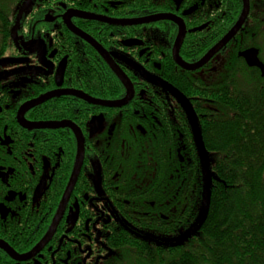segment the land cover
<instances>
[{
  "label": "flooded vegetation",
  "instance_id": "flooded-vegetation-1",
  "mask_svg": "<svg viewBox=\"0 0 264 264\" xmlns=\"http://www.w3.org/2000/svg\"><path fill=\"white\" fill-rule=\"evenodd\" d=\"M31 1L0 59V264H104L129 218H167L173 176L155 161L183 160L190 129L172 80L214 75L230 44L183 64L223 39L232 0Z\"/></svg>",
  "mask_w": 264,
  "mask_h": 264
},
{
  "label": "trees",
  "instance_id": "trees-1",
  "mask_svg": "<svg viewBox=\"0 0 264 264\" xmlns=\"http://www.w3.org/2000/svg\"><path fill=\"white\" fill-rule=\"evenodd\" d=\"M27 3L0 0V59L13 43L14 25ZM231 3L221 10L219 39L241 14V0ZM250 5L245 26L221 53L225 57L218 65V80H209L212 75L172 80L188 102L183 119L190 129L183 160L173 154L164 162L162 154L155 161L166 164L173 176L167 218H129L138 231L124 230L119 240L112 237L114 255L104 264H264V78L238 57L241 50L257 48L264 63V0H250ZM212 46L206 45V51ZM193 125L213 156L208 210L185 242L164 244L150 235H176L195 226L198 215L203 173L197 145L190 137ZM122 155L120 162H125L127 155ZM149 157L140 151L135 161L153 165ZM155 202V210L165 205L160 198Z\"/></svg>",
  "mask_w": 264,
  "mask_h": 264
},
{
  "label": "rangeland",
  "instance_id": "rangeland-1",
  "mask_svg": "<svg viewBox=\"0 0 264 264\" xmlns=\"http://www.w3.org/2000/svg\"><path fill=\"white\" fill-rule=\"evenodd\" d=\"M0 66H4L3 63H0ZM14 66L16 69H19V68H23L25 65L15 64ZM219 69L220 68L215 69V72H214L215 80L219 79V75L217 74V71ZM193 127H194L195 140H196L198 153H199L201 170L203 173V191H202V198H201L200 205H199L198 215L195 221V226L192 225L187 230L180 231L176 235H173V236H160V235H155V234L150 235V236H153L152 237L153 239L159 240L160 242L164 244H176V243L185 242L187 238L197 230L196 229L197 226L204 220L207 210H208V205H209V200H210L211 176L213 174V171H212L213 156L210 152L207 151V149L205 148L203 144L200 129L196 128L195 125H193Z\"/></svg>",
  "mask_w": 264,
  "mask_h": 264
},
{
  "label": "water",
  "instance_id": "water-1",
  "mask_svg": "<svg viewBox=\"0 0 264 264\" xmlns=\"http://www.w3.org/2000/svg\"><path fill=\"white\" fill-rule=\"evenodd\" d=\"M243 10L241 13V16L236 24V26L230 31V33L223 38L200 62H198L195 65H187V64H183V67H185L186 69L189 70H197L201 67H203L213 56H215L219 51H221L228 43L229 41L235 36L237 35V33L240 31L242 25L244 22H246L247 17L249 15V0H243ZM161 18H168V19H173L171 17L168 16H162ZM259 50L257 48H249L245 51L239 52V57L242 58L249 67H256L258 69H260L261 71V75L262 77H264V64L263 62L260 60L259 57ZM119 77L124 81V83L129 87V83L125 77V75H123V73H121L120 71L118 72ZM68 93H70L71 95H75L77 97H83L84 99H86L89 102L92 103H100V102H95V100H92L86 96H84L83 94H81L80 92L77 91H69ZM106 106H116V104L114 103H102ZM33 105V103L31 104ZM68 125V124H67ZM82 156H83V146L79 145V154H78V159H77V165H79L81 163L82 160Z\"/></svg>",
  "mask_w": 264,
  "mask_h": 264
},
{
  "label": "bare ground",
  "instance_id": "bare-ground-1",
  "mask_svg": "<svg viewBox=\"0 0 264 264\" xmlns=\"http://www.w3.org/2000/svg\"><path fill=\"white\" fill-rule=\"evenodd\" d=\"M241 8H242V10H243V0H241ZM249 15H250V10H251V5H250V0H249ZM242 13V12H241ZM249 15H248V17H247V19L249 18ZM240 16H241V14H240ZM240 16H239V18H240ZM239 18H238V20H239ZM238 20H237V22H238ZM237 22L233 25V27H232V29L236 26V24H237ZM245 24H246V22H244L243 23V25H242V27H241V29L245 26ZM232 29H229V31H227L224 35H223V38H225L229 33H230V31L232 30ZM240 29V30H241ZM236 37H237V35H235L230 41H229V43L228 44H231V43H233V41L236 39ZM227 46V45H226ZM225 46V47H226ZM224 47V48H225ZM227 48V47H226ZM242 51H245V50H241L240 52H242ZM238 57H239V53H238ZM240 58V57H239ZM246 63V62H245ZM264 64V63H263ZM246 65H247V63H246ZM248 66V65H247ZM249 67V66H248ZM250 68H256V67H250ZM256 69H258V68H256ZM215 70V69H214ZM259 71H260V69H258ZM261 72V71H260ZM212 76H214V75H212ZM262 76V75H261ZM264 78V77H263Z\"/></svg>",
  "mask_w": 264,
  "mask_h": 264
}]
</instances>
